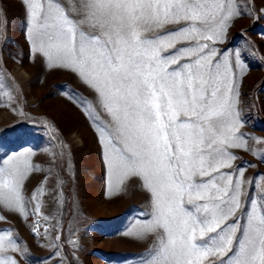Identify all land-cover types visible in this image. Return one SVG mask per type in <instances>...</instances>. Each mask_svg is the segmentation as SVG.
<instances>
[{"label": "snow or ice", "instance_id": "1", "mask_svg": "<svg viewBox=\"0 0 264 264\" xmlns=\"http://www.w3.org/2000/svg\"><path fill=\"white\" fill-rule=\"evenodd\" d=\"M22 3L30 57L71 71L93 94L94 105L81 103L99 128L109 176L141 180L151 194V219L126 233L155 237L140 264H264V174L246 178L255 165L232 151L264 163V151L248 145L264 146V138L241 131L237 108L244 62L255 53L250 41L217 48L237 20L255 19L251 0H77L70 12L64 0ZM28 155L0 159V208L39 216L29 229L35 238L49 234L40 225L47 178L26 198L39 168ZM16 239L0 229V264L27 254ZM59 241L51 256L60 255Z\"/></svg>", "mask_w": 264, "mask_h": 264}, {"label": "rangeland", "instance_id": "2", "mask_svg": "<svg viewBox=\"0 0 264 264\" xmlns=\"http://www.w3.org/2000/svg\"><path fill=\"white\" fill-rule=\"evenodd\" d=\"M251 4L255 19L237 20L217 48L242 49L251 42L249 51L255 55L244 62L237 108L241 131L264 138V19L259 18L264 0H251ZM72 5L78 6L77 0H64L67 11ZM26 20L22 0H0V159L29 153V163L39 166L26 185V198L47 178L40 214L48 220L41 219L40 225L41 231L49 227V234L34 238L29 229L39 216L24 219L22 213L4 208L0 215L6 220L0 221V229H11L17 244L27 249L26 255L15 254L19 264H59L61 257L63 264H140L155 237L144 242L126 233L140 231L142 223L151 219V194L141 180L119 183L109 176L98 142L99 128L81 103L94 105L93 94L71 71L48 67L39 56L30 57ZM100 119L105 117L101 114ZM248 145L264 151L253 139H248ZM232 151L255 165L246 178L264 174L258 155ZM56 236L60 255L51 256ZM73 240L78 247L72 246Z\"/></svg>", "mask_w": 264, "mask_h": 264}, {"label": "bare ground", "instance_id": "3", "mask_svg": "<svg viewBox=\"0 0 264 264\" xmlns=\"http://www.w3.org/2000/svg\"><path fill=\"white\" fill-rule=\"evenodd\" d=\"M92 204V203H91ZM93 207V206H92ZM100 209V208H99Z\"/></svg>", "mask_w": 264, "mask_h": 264}]
</instances>
